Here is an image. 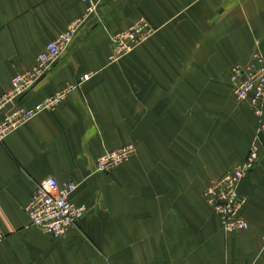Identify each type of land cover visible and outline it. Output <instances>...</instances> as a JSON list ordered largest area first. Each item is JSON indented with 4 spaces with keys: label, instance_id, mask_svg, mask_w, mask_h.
Returning a JSON list of instances; mask_svg holds the SVG:
<instances>
[{
    "label": "crops",
    "instance_id": "obj_1",
    "mask_svg": "<svg viewBox=\"0 0 264 264\" xmlns=\"http://www.w3.org/2000/svg\"><path fill=\"white\" fill-rule=\"evenodd\" d=\"M86 6L0 0V94ZM138 16L156 31L109 61L110 34ZM254 54L264 59V0H102L14 101L32 109L90 74L0 140V264H264V129L228 80ZM255 135L257 162L238 188L249 226L225 233L202 191L244 161ZM125 144V161L93 170L97 155ZM48 176L72 181L70 200L86 208L57 238L24 211Z\"/></svg>",
    "mask_w": 264,
    "mask_h": 264
},
{
    "label": "built area",
    "instance_id": "obj_2",
    "mask_svg": "<svg viewBox=\"0 0 264 264\" xmlns=\"http://www.w3.org/2000/svg\"><path fill=\"white\" fill-rule=\"evenodd\" d=\"M82 1L87 2L83 17L72 21L54 39L48 41L44 49L36 54L34 63L28 69L14 72L8 90L0 94V140L28 119L34 111L41 108L50 109L58 104L76 84L89 77L88 73L81 74L75 84L60 88L32 109H22L14 104L15 99L31 90L56 62L71 41L78 23L91 14L102 0ZM155 31L156 28L144 16H138L129 26L112 32L109 61L117 60L134 46L148 39ZM228 80L234 99L239 103H248L253 113L259 118L256 128L258 134L264 129V123L261 120L264 102V59L254 54L247 63L233 65ZM257 138L258 135H255L242 163L211 179L202 191L204 200L219 218L221 229L225 233L245 230L249 226L244 217L246 197L241 195L238 188L242 178L257 162ZM132 151L131 144L107 149L94 158L93 170L107 172L125 161ZM74 188L75 184L72 181L68 180L59 184L50 176L37 182L24 206L29 223L51 237L62 236L86 211L83 204H75L70 200V194ZM261 239L264 242V230Z\"/></svg>",
    "mask_w": 264,
    "mask_h": 264
},
{
    "label": "rangeland",
    "instance_id": "obj_3",
    "mask_svg": "<svg viewBox=\"0 0 264 264\" xmlns=\"http://www.w3.org/2000/svg\"><path fill=\"white\" fill-rule=\"evenodd\" d=\"M115 168V167H114Z\"/></svg>",
    "mask_w": 264,
    "mask_h": 264
},
{
    "label": "water",
    "instance_id": "obj_4",
    "mask_svg": "<svg viewBox=\"0 0 264 264\" xmlns=\"http://www.w3.org/2000/svg\"><path fill=\"white\" fill-rule=\"evenodd\" d=\"M8 106V105H7Z\"/></svg>",
    "mask_w": 264,
    "mask_h": 264
}]
</instances>
